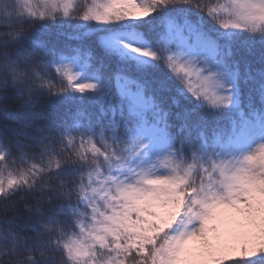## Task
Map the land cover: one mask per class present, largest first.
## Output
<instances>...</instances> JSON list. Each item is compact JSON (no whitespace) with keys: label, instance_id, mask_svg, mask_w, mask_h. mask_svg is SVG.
Masks as SVG:
<instances>
[{"label":"snow or ice","instance_id":"snow-or-ice-1","mask_svg":"<svg viewBox=\"0 0 264 264\" xmlns=\"http://www.w3.org/2000/svg\"><path fill=\"white\" fill-rule=\"evenodd\" d=\"M0 264H264V0H0Z\"/></svg>","mask_w":264,"mask_h":264}]
</instances>
